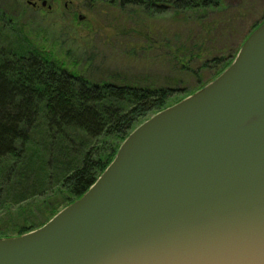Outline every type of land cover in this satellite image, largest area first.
<instances>
[{
    "label": "water",
    "instance_id": "95a60500",
    "mask_svg": "<svg viewBox=\"0 0 264 264\" xmlns=\"http://www.w3.org/2000/svg\"><path fill=\"white\" fill-rule=\"evenodd\" d=\"M0 264H264V23L217 78L133 130L79 199L0 238Z\"/></svg>",
    "mask_w": 264,
    "mask_h": 264
},
{
    "label": "trees",
    "instance_id": "16d2710c",
    "mask_svg": "<svg viewBox=\"0 0 264 264\" xmlns=\"http://www.w3.org/2000/svg\"><path fill=\"white\" fill-rule=\"evenodd\" d=\"M86 2L91 7L107 2L141 10L149 17H182L201 28L209 24V14L224 7V0ZM5 19L0 14V238L36 230L79 199L133 130L217 78L245 39L264 23L263 15L231 52L219 50L210 58L192 52L199 47L181 45L174 55L179 72L198 82L188 91L95 83L70 74ZM210 26L215 27L214 20ZM12 36L15 41L6 44L4 38Z\"/></svg>",
    "mask_w": 264,
    "mask_h": 264
},
{
    "label": "rangeland",
    "instance_id": "374dc122",
    "mask_svg": "<svg viewBox=\"0 0 264 264\" xmlns=\"http://www.w3.org/2000/svg\"><path fill=\"white\" fill-rule=\"evenodd\" d=\"M45 1L50 10L40 3L31 8L23 0H0V14L64 71L95 83L188 91L198 82L191 74L179 72L174 59L177 49L199 47L200 51L192 52L208 58L219 50L231 52L264 15V0H224L223 10L209 14V24L201 28L182 17H149L141 10L120 9L107 2L91 7L86 0ZM4 40L15 41L13 36ZM201 77L208 75L202 72Z\"/></svg>",
    "mask_w": 264,
    "mask_h": 264
},
{
    "label": "flooded vegetation",
    "instance_id": "af4514ba",
    "mask_svg": "<svg viewBox=\"0 0 264 264\" xmlns=\"http://www.w3.org/2000/svg\"><path fill=\"white\" fill-rule=\"evenodd\" d=\"M23 1H25V3H26L27 5H29L31 8H37V4H38V3L41 4V2H39L38 0H33L30 4L28 3L27 0H23ZM65 7H66V5H65ZM50 9H51V7H50Z\"/></svg>",
    "mask_w": 264,
    "mask_h": 264
}]
</instances>
